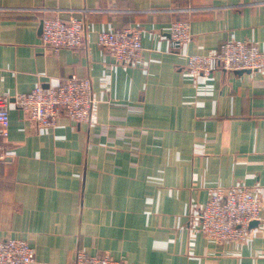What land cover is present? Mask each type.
<instances>
[{"label":"crops","instance_id":"1","mask_svg":"<svg viewBox=\"0 0 264 264\" xmlns=\"http://www.w3.org/2000/svg\"><path fill=\"white\" fill-rule=\"evenodd\" d=\"M47 16L82 19L78 48L44 46ZM192 38L176 43L171 24ZM143 30L142 56L117 64L100 32ZM227 40L264 52V0H0V95L92 80L88 122L40 127L12 106L0 161V240L21 238L36 264L77 251L126 264H264V69L187 70L189 54ZM258 188L244 242H217L197 215L217 187Z\"/></svg>","mask_w":264,"mask_h":264},{"label":"built area","instance_id":"2","mask_svg":"<svg viewBox=\"0 0 264 264\" xmlns=\"http://www.w3.org/2000/svg\"><path fill=\"white\" fill-rule=\"evenodd\" d=\"M85 33L82 19L63 20L52 16L42 19V44L56 51L82 46ZM170 33L178 44L192 38L187 21L173 22ZM142 34L139 27L100 32L98 43L111 51L117 64H133L143 53ZM186 68L196 74H209L220 68L231 72L258 71L264 69V52L253 42L227 40L214 53L189 54ZM95 104L92 80L75 74L64 78L56 87L40 83L28 93L0 95V161L6 157L2 139L9 134L12 106L22 110L37 126L50 127L61 116L78 122L90 121ZM258 195V188L246 185L217 187L197 215L201 232L220 243L246 241L250 236V224L260 219L263 204ZM0 264H36L35 248L25 239H2ZM71 264H126V261L108 253L90 255L77 251Z\"/></svg>","mask_w":264,"mask_h":264},{"label":"water","instance_id":"3","mask_svg":"<svg viewBox=\"0 0 264 264\" xmlns=\"http://www.w3.org/2000/svg\"><path fill=\"white\" fill-rule=\"evenodd\" d=\"M40 32L42 33V22H41V25H40ZM236 73H239V74H243V73H245V72H251V71H249V70H246V71H244V70H238V71H235ZM258 224V221H253L251 224H250V227H254V226H256Z\"/></svg>","mask_w":264,"mask_h":264}]
</instances>
